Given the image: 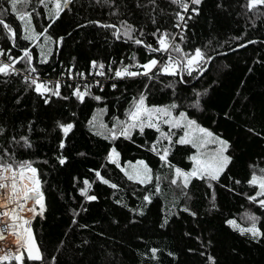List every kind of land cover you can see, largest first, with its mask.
<instances>
[{
    "label": "trees",
    "instance_id": "obj_1",
    "mask_svg": "<svg viewBox=\"0 0 264 264\" xmlns=\"http://www.w3.org/2000/svg\"><path fill=\"white\" fill-rule=\"evenodd\" d=\"M135 2L116 0L121 15L112 16L110 12L114 8L97 4L96 0H74L71 10L63 13L49 29L53 38L64 37V41L49 64L37 65L44 78L52 81L59 79L60 73L70 64H75L79 71L87 72L93 59L105 63L124 59L126 63H131L128 58L133 52L141 63L146 62L150 55L143 48L115 41L110 31L88 24L90 20L117 23L120 19H127L151 32L155 26L146 15L151 6L138 9ZM245 2L204 0L200 6L201 14L189 22L183 47L186 50L201 47L214 59L206 65L203 76L193 78L197 75L194 73L193 77L187 78L188 84H178L175 97L171 89L161 90L162 84H157L149 96L153 104H167L175 99L181 110L188 111L199 124L230 141L233 162L220 183L215 184V209L210 205L211 190L204 182L193 181L187 189L190 200H186L180 189L170 184L172 171L161 166L158 157L146 150L145 142L150 143L157 135L147 130L145 136L134 137L135 143L123 139L115 142L121 153L122 165L143 159L153 168L154 175L162 177V194L153 196V202L147 205L144 216L133 214L117 204L116 200L123 197L129 208H135L142 203L145 192L153 189V185L147 189L136 185L128 181L118 168L107 163L105 157L109 142L93 135L87 126L94 111L104 105L93 100L82 105L74 99L63 101L53 98V102L45 106L34 92L26 90L22 77H13L8 83L0 77V126L6 129L0 136V146L13 150L17 160L37 161L36 166L46 181L43 190L47 211L44 218L36 217L32 228L49 264L52 257L56 258L55 264H208L207 255L214 256L216 264H264V242L256 243L242 237L225 223L229 218L239 220L245 211L254 212L264 220V209L249 202L245 195L255 193V189L247 184L249 165L264 164V17L256 20L253 26L255 18L252 13L245 15ZM157 3L159 7L153 14L158 26L177 31L172 24L173 14L178 9L170 4V0H157ZM218 3L223 7L218 8ZM0 4L8 7L6 0H0ZM33 6L41 13L40 16L34 15L33 24L37 31H42L50 21L45 18L44 10L36 0H33ZM28 10L31 11L32 6ZM5 19L14 29H20V22L14 15H6ZM147 40L154 43L151 36ZM249 40L257 43L239 47ZM17 44L20 48L32 47L22 39H17ZM10 47L11 42L0 29V48L7 50ZM53 48L55 53V46ZM38 51L33 48L34 55H38ZM12 52L14 55L22 54L18 48L12 49ZM153 55L159 58V54ZM92 79L89 77V80ZM162 79L167 82L170 78ZM115 82L118 85L115 91L110 87L112 81L107 80L104 81V92L93 89L95 94L106 97L109 112L103 119L109 126L113 115L122 116L127 101L143 88L146 78ZM205 89L207 93L200 97V107H189L196 100L195 93H204ZM62 92L64 95L71 94L67 87ZM72 112L76 113L75 117H72ZM72 119L77 127L64 151L68 163L59 166L55 160L59 143V130H54L55 122ZM30 121L35 122L34 131L30 134L33 147L23 149L12 144L13 136L18 139L21 135H28ZM249 128L260 135L250 133ZM141 144L145 147L141 148ZM81 152L85 155L80 156ZM194 153L195 149L190 146L177 145L169 159L176 166L188 170L192 166L188 157ZM44 160L48 163H42ZM90 168L100 170L105 178L119 185V190L97 181L91 194L98 199L85 202L78 194L82 185L74 187L73 178L95 180L94 173L88 171ZM235 180L241 183L235 184ZM185 204L196 212L195 217L180 211ZM72 210L80 212L75 225L72 224ZM169 211L175 215H170L167 226L161 228L160 224ZM151 248L161 250L157 260L151 258ZM169 252L174 253V257L169 256ZM201 252L205 255L202 256ZM4 264H15V261Z\"/></svg>",
    "mask_w": 264,
    "mask_h": 264
},
{
    "label": "snow or ice",
    "instance_id": "obj_2",
    "mask_svg": "<svg viewBox=\"0 0 264 264\" xmlns=\"http://www.w3.org/2000/svg\"><path fill=\"white\" fill-rule=\"evenodd\" d=\"M74 0H36V3L44 10L45 18L50 21L42 31H37L33 24V17L40 16L41 13L33 6V0H6L7 8L0 4V29L11 42V47L5 50L0 48V77L5 78L4 83H8L13 77H22L26 90L34 92L44 103L45 106L53 102V98L63 101L75 100L79 104H86L88 100H93L103 107L97 108L91 118L87 121L89 131L96 136L102 137L109 142V148L105 157L107 163L118 168L126 179L145 189L153 185L151 191H146L142 196V203L135 207L129 206L123 202V197L116 200L117 204L128 208L130 212L138 216L145 215L147 205L153 202L154 195H161L162 177L159 174L154 175V170L149 163L143 159L136 160L135 163L127 162L121 164V153L118 150L116 141L125 140L135 143L134 137L145 136L147 130H152L157 135L148 143L146 150L158 157L161 166L168 167L172 171L170 184L180 189L181 195L190 200L191 197L187 192L193 181H202L207 188L211 190L210 205L212 209L216 208L215 184L220 183L221 177L229 169L233 162V156L230 153L231 143L229 140L214 133L212 130L203 127L198 121L191 117L188 111L181 110V105L173 99L167 104H153L149 96L157 84H162L163 89H171L173 97L176 96V86L178 84H188V77L197 74L199 78L203 76L206 65L211 63L214 57L207 55L201 47L186 50L183 47L186 41V32L189 30V22L201 14V5L204 0H170L178 10L174 12V23L172 28L177 31L158 26V21L153 13L159 7L157 0H136L135 7L138 9L151 10L146 13L150 22L154 25V30L146 32L143 26H137L130 23L127 19H120L117 23L101 22L99 20L88 21L89 25H95L110 31L111 37L115 41L129 43L143 48L150 58L141 63L135 52L128 58L131 63H126L124 59L119 62L109 60L105 63L103 60H91L87 72L76 69L75 64H70L60 73V78L52 81L44 78L37 65H46L50 63L54 54L59 52L64 37L53 38L49 34V29L61 18L62 14L70 11V6ZM97 4L107 5L114 8L110 15H121L116 0H96ZM29 6L32 10L29 11ZM218 8L223 7L217 4ZM245 15L252 13L255 19L252 20L253 26L255 21L264 17V0H246L243 5ZM14 15L15 19L20 22V29H14L5 19L6 15ZM87 25H80L85 27ZM151 36L154 43L148 42L147 37ZM43 38V40L41 39ZM17 39L29 42L32 47L20 48ZM234 39H242L235 37ZM209 43H211L209 41ZM257 41L249 40L246 44H240L239 47H247L248 44H255ZM55 46V53L54 48ZM18 48L20 55H14L12 49ZM33 48L38 49V55H34ZM159 54V58L157 55ZM22 65V67H17ZM251 70V69H249ZM66 77V79H65ZM89 77H93L89 80ZM99 77L100 79H96ZM139 77L146 78L143 88L134 94L127 101V107L124 109L122 116L113 115L112 123L109 126L103 119L109 112L105 103L106 97L95 94L93 89L105 91L104 81H112L110 87L116 90L118 85L115 81H124L127 79L135 80ZM162 78H170L164 82ZM73 81V83H67ZM67 87L71 90L70 95H64L62 89ZM195 91V90H194ZM207 93L196 92V100L189 107L199 108L200 97ZM19 103V99L16 101ZM72 117L76 116L75 112L71 113ZM34 121L27 125L28 135H21L11 138V143L23 148L31 149L33 142L30 134L34 131ZM77 127L74 119L55 122V129L59 130V143L55 160L59 166H65L68 163V156L64 154L67 148V141L74 134ZM167 129V130H165ZM6 129L0 126V136H3ZM248 131L257 136L260 133L249 128ZM177 145L190 146L195 149V153L188 159L192 162L190 169L185 170L176 166L169 159ZM141 148L145 144L140 145ZM84 156L85 153H79ZM42 163L47 164L44 160ZM37 161L17 160L16 154L10 148L0 146V241H4L8 234L16 238V247L11 255L6 253L0 247V262L15 261V264H49L48 259L42 250V244L38 242L32 228V222L37 216L44 218L47 211L46 197L44 193V184L40 168L36 166ZM250 177L247 184L255 189L253 195H246L249 202L264 209V164L254 163L249 165ZM94 173L95 180L88 178H73V186L78 188V194L85 202H93L98 199L92 193L93 184L100 182L114 190H119V185L112 183L109 179L101 174L100 170L89 169ZM235 184L241 181L235 180ZM232 191V189H229ZM135 195V193H133ZM115 195V192L113 193ZM83 208V205H81ZM25 210L32 213L31 217L23 215ZM87 211L86 208H83ZM181 212L188 213L195 217L197 214L185 204L180 209ZM72 224H76V217L80 215L79 211L72 210ZM175 213L169 211L164 216L160 224L164 228L169 223V216ZM135 222V221H133ZM226 225L240 236L246 237L253 242H264V220L260 215L251 211H245L240 217L229 218L225 220ZM87 227V225H80ZM62 243V242H61ZM87 243V241H85ZM151 258L158 259V253L161 251L157 248H151ZM189 251H193L189 249ZM202 256L204 252L200 253ZM169 256L174 257V253L169 252ZM208 264H216V259L212 255L206 257ZM56 258H51V264H55Z\"/></svg>",
    "mask_w": 264,
    "mask_h": 264
},
{
    "label": "built area",
    "instance_id": "obj_3",
    "mask_svg": "<svg viewBox=\"0 0 264 264\" xmlns=\"http://www.w3.org/2000/svg\"><path fill=\"white\" fill-rule=\"evenodd\" d=\"M0 203H3V201H0ZM23 215H25L26 217H31L32 213L27 211V210H25ZM32 224H33V222H32ZM0 247H2L6 253L11 255L12 252L15 250V247H16V238H15V236L11 235V234H8L4 241H0ZM6 262H9V261H3V262H0V264H4Z\"/></svg>",
    "mask_w": 264,
    "mask_h": 264
},
{
    "label": "rangeland",
    "instance_id": "obj_4",
    "mask_svg": "<svg viewBox=\"0 0 264 264\" xmlns=\"http://www.w3.org/2000/svg\"><path fill=\"white\" fill-rule=\"evenodd\" d=\"M125 165V164H124Z\"/></svg>",
    "mask_w": 264,
    "mask_h": 264
}]
</instances>
